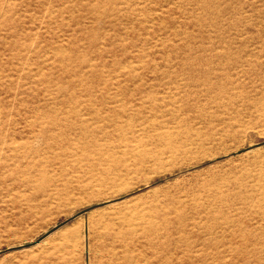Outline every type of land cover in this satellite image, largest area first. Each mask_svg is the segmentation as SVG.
<instances>
[{"label": "rangeland", "instance_id": "374dc122", "mask_svg": "<svg viewBox=\"0 0 264 264\" xmlns=\"http://www.w3.org/2000/svg\"><path fill=\"white\" fill-rule=\"evenodd\" d=\"M10 133L0 264H264V0H0Z\"/></svg>", "mask_w": 264, "mask_h": 264}, {"label": "bare ground", "instance_id": "6f19581e", "mask_svg": "<svg viewBox=\"0 0 264 264\" xmlns=\"http://www.w3.org/2000/svg\"><path fill=\"white\" fill-rule=\"evenodd\" d=\"M183 102H185V100H181L180 104H182ZM177 108L178 111L184 110L182 105L177 106ZM117 118H120V115ZM128 118L130 119L131 123H134L137 119L142 118V116L141 113L133 112L131 113V115H128ZM123 127L124 125L122 124L121 120L115 122L107 121L106 123H104V129H108V130L110 129L109 131L108 130L106 131L108 133L121 131ZM131 127L129 129L130 131H131ZM10 134L12 135L10 136ZM10 134H9L10 137L7 138V141L6 140L3 141L0 137V150L3 148L2 146H4L7 151V153L4 152L0 153V189H4L5 187H7L6 185L7 182H9V184H12L14 186L23 185L25 182H27L30 179L32 173L37 171L36 168L41 164L44 158L43 154L48 153V155L50 156L53 155L54 146L52 143H47V144L45 143L46 144L44 147L45 150L42 152V149L39 148V145H35V144L20 145V146L14 145L11 139H13L12 137H14L16 133H10ZM38 134L39 132L33 134L34 135L33 138H37ZM52 138L53 137H50V139ZM244 176H245L244 174L242 175L239 174L238 172L230 173L228 175L219 177L215 181V185L228 186L230 184L237 183L239 180H242ZM44 216H45V212L42 211L34 215V217L37 220H40ZM129 216L120 217L118 219V223H120L121 225L124 224L130 226L131 215ZM44 224H46V222H44ZM49 225H47L46 228ZM111 261L112 260H109V263H111Z\"/></svg>", "mask_w": 264, "mask_h": 264}]
</instances>
